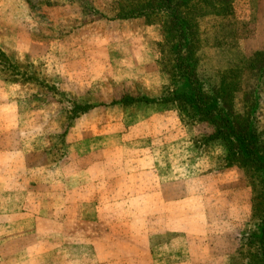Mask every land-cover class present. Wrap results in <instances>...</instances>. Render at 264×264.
I'll list each match as a JSON object with an SVG mask.
<instances>
[{
  "label": "rangeland",
  "instance_id": "374dc122",
  "mask_svg": "<svg viewBox=\"0 0 264 264\" xmlns=\"http://www.w3.org/2000/svg\"><path fill=\"white\" fill-rule=\"evenodd\" d=\"M148 1L0 7V264H255L263 175L190 100L229 82L264 161V0Z\"/></svg>",
  "mask_w": 264,
  "mask_h": 264
},
{
  "label": "trees",
  "instance_id": "16d2710c",
  "mask_svg": "<svg viewBox=\"0 0 264 264\" xmlns=\"http://www.w3.org/2000/svg\"><path fill=\"white\" fill-rule=\"evenodd\" d=\"M173 0H164V3L171 4ZM163 5H158L153 0H149L145 3L144 6H138V10L143 11L147 9L148 12L152 10H159ZM172 11V9H171ZM141 13V12H140ZM139 13V14H140ZM172 20L171 23H174L173 26L178 29L179 24H177V20H179V15L177 10L172 12ZM180 34L182 32L179 30ZM256 58L259 59L260 56ZM260 60V59H259ZM252 69L262 70L264 69V51H261V63L258 60L252 65ZM191 84L193 81L191 80ZM195 97L190 100V105L195 114L201 116L204 114V108L210 103V100L214 102H218V119L212 120L214 124V132L207 137V140H220L224 146L225 153L223 157L225 167L231 166H240L242 168L251 169L253 172H261V186L264 191V161L257 155V136L252 127V117H239L237 120H232L233 115L231 114L230 107H227L230 103L231 95L233 94V88H230L229 82L223 81L220 86L215 91L214 95H206L201 92L194 90ZM249 94H246L248 97ZM183 96H175L177 99H181ZM161 101H163L161 99ZM227 111V112H224ZM249 112L246 113L248 115ZM202 117V116H201ZM263 228L261 239L258 241V247L256 248L257 253L254 254L253 258L255 259V264H258L259 257L261 263L264 264V220H263Z\"/></svg>",
  "mask_w": 264,
  "mask_h": 264
},
{
  "label": "crops",
  "instance_id": "0c3cea01",
  "mask_svg": "<svg viewBox=\"0 0 264 264\" xmlns=\"http://www.w3.org/2000/svg\"><path fill=\"white\" fill-rule=\"evenodd\" d=\"M11 1L13 2V0H11ZM261 3H264V2H261ZM9 4H10V0H0V7H3L5 5H9ZM1 20H2V23L5 22L7 24L9 22V15L1 17ZM261 43H262L261 46H264V19L261 20ZM0 52L3 53L2 51H0ZM72 177L73 176H70L68 178H72Z\"/></svg>",
  "mask_w": 264,
  "mask_h": 264
}]
</instances>
